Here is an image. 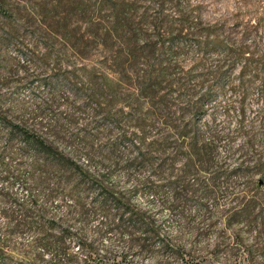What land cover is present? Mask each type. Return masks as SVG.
Wrapping results in <instances>:
<instances>
[{"label": "rangeland", "instance_id": "rangeland-1", "mask_svg": "<svg viewBox=\"0 0 264 264\" xmlns=\"http://www.w3.org/2000/svg\"><path fill=\"white\" fill-rule=\"evenodd\" d=\"M76 1L86 2L84 12ZM100 1L0 0L20 12L27 33L47 29L54 52L38 61L45 45L22 32L8 36L15 29L1 11L0 153L8 167L0 164V246L9 257L0 264H24L36 252L38 232L16 226L35 199L78 226L68 191L48 198L31 183L37 139L76 171L107 175L108 193L151 223L132 244L94 208L86 229L97 251L92 263H109L112 254L128 264H264V0H123L141 34L132 43L108 38L114 17ZM65 31L83 36L82 56L54 35ZM163 67L165 81L150 88L148 77ZM103 82L109 95L95 111L86 88ZM17 122L24 129L12 133ZM27 139L31 151L22 149ZM139 151L145 161L134 160ZM97 197L90 190L80 199L93 206Z\"/></svg>", "mask_w": 264, "mask_h": 264}, {"label": "trees", "instance_id": "trees-1", "mask_svg": "<svg viewBox=\"0 0 264 264\" xmlns=\"http://www.w3.org/2000/svg\"><path fill=\"white\" fill-rule=\"evenodd\" d=\"M74 5H76L77 9L81 10V12H84L87 6L84 1H76ZM100 5L102 7H109L114 17L112 28L107 31L108 38H111L112 34V36L115 35L119 39L127 38L128 43L138 40V36L141 34L137 31V24L135 23L133 18L134 14L132 12L133 5L131 3L123 0H101ZM3 10L9 13L6 14L5 18L10 20V23H12L11 25L15 29V31L9 29L6 32L8 36H10L9 33L20 34L22 32L34 41L33 43L35 46H39V44L45 45L47 49L46 52L43 53L42 56H35L38 61H44L50 55H54V52L51 50V45L47 43L51 38V34L47 29L40 26L27 33L22 28L25 22L21 19L20 12H15L7 5L0 2V13ZM41 15L42 21L46 23L48 18L47 13L43 11ZM0 22L3 21L0 20ZM129 34L130 36H127ZM54 35L56 38L58 37L63 41L71 43L75 52L82 56V52L79 50V42L83 39V36L77 37L75 33L71 31H65L63 33L56 32ZM44 41L46 42L43 43ZM147 46L148 44L146 43L142 51H144ZM48 49L50 52H48ZM56 51L57 53H55V56L59 54L60 49ZM123 52L120 51L122 54ZM139 52L140 51L137 49L131 52L129 51V58L135 62L138 61ZM166 71L167 68L163 67L160 76H157L153 81L152 78L154 77L151 78V76H149L148 79L151 80L149 87L151 88L156 84L158 85L160 82L163 83L167 77ZM156 80L157 82L155 83ZM91 83L96 84L94 81H91ZM93 84H89L87 88L86 84H83V88H86L88 100L96 103V108L94 107V110L97 111V109L101 108V103L97 100L103 96L109 95V91H105L108 90V87L105 86L104 82L100 84L98 87L99 89L95 88ZM23 126L24 124H22V122H17L16 128L12 126L10 129L12 133H15L16 129L22 131V129H24ZM110 127L113 126L111 125ZM142 128H139V130H142ZM33 141L36 142V145L33 149L32 162L29 165L31 183L40 189L46 190L48 192V198H52L56 195L58 190L63 189L64 191H68L77 200V206L70 212L77 217L75 220L79 222L78 226L74 223L75 227H73V223L69 217L57 218L55 216H50L47 208L44 205H38L37 199H35V206L33 205L32 208L27 209L24 208L23 220H19L16 224L17 227H27L28 229H35L38 232V238L35 241L36 252L29 258H25L27 262L23 260L24 264H94L92 263V258L94 259V257L97 256L96 246L94 241L88 239L86 230L88 226V215L94 211V208L105 215V224L108 229L116 231L120 237H123L125 233H129L132 235V244L141 241V238L134 237V233L145 230L151 223L143 221L140 218L142 217L140 213L131 208L130 204L127 205L121 197L108 193L109 190H107V186L105 185L107 175L99 176L90 172L76 171V167L68 162L64 156L54 153L51 143L39 139ZM113 146L117 148V145ZM131 146H136L135 142L132 141ZM22 149L27 151L32 150L31 141H29V139L22 143ZM114 151H116V149H110L109 147L105 150L109 155H112ZM199 151L200 148H196L195 153L198 156L200 153ZM145 159L147 158L142 151H139L134 157V160L145 161ZM0 164L6 168L8 167V161L2 153H0ZM17 177L21 178L20 175ZM169 183L175 190L177 187V180H172ZM51 184H53V186H51ZM90 190L98 193V197L93 206H87V204L83 203L80 199L81 196ZM112 207L115 208L111 210ZM147 235V233L144 234V236ZM72 243L78 245V251H87L88 256L86 259L89 260L81 261L79 252L73 251L71 246ZM141 245L145 246L146 244L143 242ZM39 248H41V250L37 252ZM8 257L9 255L5 247L0 246V260L7 263ZM110 259L111 262H102V264H128L129 262L126 256L119 257L111 254ZM18 264L23 263L19 262Z\"/></svg>", "mask_w": 264, "mask_h": 264}]
</instances>
